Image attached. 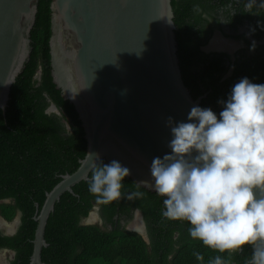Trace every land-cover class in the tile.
<instances>
[{
  "label": "trees",
  "instance_id": "16d2710c",
  "mask_svg": "<svg viewBox=\"0 0 264 264\" xmlns=\"http://www.w3.org/2000/svg\"><path fill=\"white\" fill-rule=\"evenodd\" d=\"M50 3L39 0L30 56L12 85L5 111L0 109V200H10L0 203V214L9 221L20 215L14 234L0 229V249L15 251L9 264L30 263L37 204L41 208L46 193L62 175L74 172L87 152L79 115L51 74ZM172 8L183 79L194 98L206 94L202 107L218 114L223 107L218 101L226 100L242 77L264 83V0H172ZM245 23L259 40L254 50L253 42L237 32ZM217 31L244 40L247 48L234 54L206 51ZM52 104L59 113L49 111ZM88 181L78 182L73 193L64 192L55 203L41 254L46 264H208L216 255L230 264H247L251 246L220 253L192 239L188 222L162 215L164 197L132 179L123 182L119 199L107 203L89 192ZM137 192L143 195L136 196ZM96 207L102 223H85ZM135 210L143 214L146 236L126 227ZM195 252L203 255V261Z\"/></svg>",
  "mask_w": 264,
  "mask_h": 264
},
{
  "label": "water",
  "instance_id": "95a60500",
  "mask_svg": "<svg viewBox=\"0 0 264 264\" xmlns=\"http://www.w3.org/2000/svg\"><path fill=\"white\" fill-rule=\"evenodd\" d=\"M38 3L0 0L3 111L31 53ZM50 8L51 74L79 115L87 152L79 167L46 193L41 208L37 204L29 264H46L41 254L48 218L64 192L73 193L75 184L90 180L96 153L106 163L119 160L130 169L127 178L155 192L151 162L171 152L167 118L186 121L206 95L194 98L184 82L172 0H51ZM50 110L59 113L54 104Z\"/></svg>",
  "mask_w": 264,
  "mask_h": 264
},
{
  "label": "clouds",
  "instance_id": "9594fccd",
  "mask_svg": "<svg viewBox=\"0 0 264 264\" xmlns=\"http://www.w3.org/2000/svg\"><path fill=\"white\" fill-rule=\"evenodd\" d=\"M218 103V114L195 105L186 121L167 118L171 152L153 158V188L164 197L162 215L188 222L192 239L220 253L251 246L247 264H264V83L242 77ZM94 161L89 192L105 203L119 199L130 169L99 153ZM208 264L230 261L216 255Z\"/></svg>",
  "mask_w": 264,
  "mask_h": 264
},
{
  "label": "flooded vegetation",
  "instance_id": "af4514ba",
  "mask_svg": "<svg viewBox=\"0 0 264 264\" xmlns=\"http://www.w3.org/2000/svg\"><path fill=\"white\" fill-rule=\"evenodd\" d=\"M226 29H227V28H226ZM228 32H229V31H228ZM237 32H238V33H244L246 39H249V40L252 41V42H259V40L255 39V38L252 36L248 23H245V24H243L242 26H240ZM218 33L221 34L219 31L215 32V34L213 35V37L211 38V40L209 41V43L205 46V50H206V51H227V52H229V53H231V54H234L237 50L245 49V48H247V46H248L247 43H246L244 40H240V39H239V40H237V41L239 42V47H238L236 50H234V51L225 50V49H216V48L210 47V46H209L210 42L212 41V39H213ZM221 35H222V34H221ZM234 40H235V39H234ZM263 40H264V39H263ZM263 40H262V41H263ZM262 41H260V42H262ZM37 74H38V73H37ZM36 77H38V76H36ZM38 78H39V77H38ZM2 200H3V201H2ZM8 201H10V200H7V199H1V200H0V203H1V202H8ZM93 211H94L95 214L97 215V218H94V217H93L92 220H93L94 222H88V223H98V224H101L102 222H101L100 216H99V214H98V207L94 208ZM93 211H92V212H93ZM14 221H15V222H14ZM16 221H17V223H16ZM85 221H86V219H85ZM85 221H84V222H85ZM19 223H20V215H19V214H17V216H16L13 220H11V221H9V220L3 218L2 215L0 214V229H1V230L3 231V233L6 234V235H12V234H14V233L17 231V228H18ZM85 223H86V222H85ZM138 223H139V224H138ZM135 225H138V228H136ZM126 227H127V229H129V230H133V231H136V232H138V233H140V234H142V235H143V233L140 232L139 228H140L141 230H142V228H143V229H144V234H145V236H146V234H147L146 224H145V221H144V218H143V214H142V212H141L140 210H135V211H134V217H133L129 222L126 223ZM11 231H12V232L15 231V232L11 234V233H9V232H11ZM143 236H144V235H143ZM9 250H10V251H9ZM1 251H5L6 253H7V252H11V257L9 258L8 263H7V260H6L5 262H3V263L0 262V264H9V262L14 258L15 251L12 250V249H8V251H7V248L0 249V252H1ZM12 251L14 252V255H12ZM6 259H7V258H6Z\"/></svg>",
  "mask_w": 264,
  "mask_h": 264
},
{
  "label": "rangeland",
  "instance_id": "374dc122",
  "mask_svg": "<svg viewBox=\"0 0 264 264\" xmlns=\"http://www.w3.org/2000/svg\"><path fill=\"white\" fill-rule=\"evenodd\" d=\"M210 47L216 48V49H225V50H230L234 51L239 47V42L237 40L229 39L224 37L221 34H217L212 41L209 44ZM97 218V215L95 212H91L90 216L86 219L87 222H94L92 219ZM15 222V221H14ZM17 223V221H16ZM11 257V252H5L1 251L0 252V262L3 263L7 260V263L9 261V258ZM7 258V259H6Z\"/></svg>",
  "mask_w": 264,
  "mask_h": 264
},
{
  "label": "bare ground",
  "instance_id": "6f19581e",
  "mask_svg": "<svg viewBox=\"0 0 264 264\" xmlns=\"http://www.w3.org/2000/svg\"><path fill=\"white\" fill-rule=\"evenodd\" d=\"M139 224V223H138ZM136 228H138V225H135Z\"/></svg>",
  "mask_w": 264,
  "mask_h": 264
}]
</instances>
